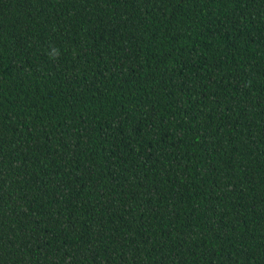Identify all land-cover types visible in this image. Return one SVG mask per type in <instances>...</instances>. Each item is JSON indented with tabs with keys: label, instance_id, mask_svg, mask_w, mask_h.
<instances>
[{
	"label": "trees",
	"instance_id": "16d2710c",
	"mask_svg": "<svg viewBox=\"0 0 264 264\" xmlns=\"http://www.w3.org/2000/svg\"><path fill=\"white\" fill-rule=\"evenodd\" d=\"M0 264H264V0H0Z\"/></svg>",
	"mask_w": 264,
	"mask_h": 264
}]
</instances>
